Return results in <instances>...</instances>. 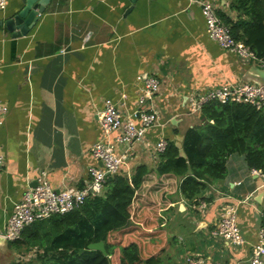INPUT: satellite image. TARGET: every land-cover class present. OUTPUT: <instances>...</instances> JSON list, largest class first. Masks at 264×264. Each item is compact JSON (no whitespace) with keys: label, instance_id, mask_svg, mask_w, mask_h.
I'll use <instances>...</instances> for the list:
<instances>
[{"label":"crops","instance_id":"crops-1","mask_svg":"<svg viewBox=\"0 0 264 264\" xmlns=\"http://www.w3.org/2000/svg\"><path fill=\"white\" fill-rule=\"evenodd\" d=\"M25 1L9 0L0 8V100L8 108L0 128V232L41 171L57 191L89 182V167L101 166L93 145L117 136L99 123L104 101L113 100L126 119L138 123V76L160 81V120L126 155L121 173L128 176L142 164L156 167L159 139L182 147L186 132L204 124L201 114L190 112L191 94L264 80L258 63L208 36L201 6L189 0H48L29 33L14 36L4 21ZM210 1L232 21L241 17L233 0ZM227 169L225 179L201 192L202 206L174 196L162 219L169 244L161 264H186L191 255L212 264H249L263 224L264 180L238 153L228 158ZM227 203L238 208L240 246L212 234Z\"/></svg>","mask_w":264,"mask_h":264},{"label":"trees","instance_id":"trees-1","mask_svg":"<svg viewBox=\"0 0 264 264\" xmlns=\"http://www.w3.org/2000/svg\"><path fill=\"white\" fill-rule=\"evenodd\" d=\"M232 7L241 16L236 22L220 12L219 17L264 61V0H233ZM201 118L204 124L186 132L182 147L168 142L154 169L142 164L130 176H109L102 196L28 225L7 246L37 249V260L28 264H161L169 244L162 219L174 196L198 205L203 190L225 179L235 153L250 169L264 172L263 112L247 102L212 100ZM101 241L108 255L88 247Z\"/></svg>","mask_w":264,"mask_h":264},{"label":"built area","instance_id":"built-area-1","mask_svg":"<svg viewBox=\"0 0 264 264\" xmlns=\"http://www.w3.org/2000/svg\"><path fill=\"white\" fill-rule=\"evenodd\" d=\"M189 1L201 6L207 34L213 41L239 57L258 63L264 69V61L258 59L248 45L234 37L230 26L219 17L215 5L210 0ZM8 3L9 0H0V8L5 9ZM138 82L142 84V93L138 98V108L133 115L138 118V123L133 118L126 119L113 100L104 101V108L98 115L99 123L106 133L116 132L117 136L115 142L98 141L93 145L91 154L101 166L89 167V182L81 189L64 188L57 191L48 180V172L41 171L36 185L27 189L21 199L14 204L13 212L7 219L3 231L0 232L1 236L7 241L19 239L28 225L53 215L71 212L84 205L87 200L105 193L108 177L121 173V167L127 160L126 155L129 153L130 156L133 152V145L144 143L147 132L159 124L160 115L155 111V97L160 90V81L156 77L141 75L138 76ZM212 100L221 103L247 102L264 114V85L251 82L226 84L193 93L188 97L190 112L201 114L203 106ZM7 112L8 108L0 100V128L4 124ZM168 142L165 138L159 139L155 144L154 154L160 156L166 150ZM118 146L125 147V150L119 152ZM4 164L5 157L0 144V171ZM253 173L260 175L264 180V172L253 169ZM237 211V205L224 204L221 208L220 222L212 234L215 238L240 246L244 243V239L237 222ZM260 216L263 224L258 230V242L253 246L249 264H264V211ZM186 264L212 263L204 257L191 255Z\"/></svg>","mask_w":264,"mask_h":264},{"label":"water","instance_id":"water-1","mask_svg":"<svg viewBox=\"0 0 264 264\" xmlns=\"http://www.w3.org/2000/svg\"><path fill=\"white\" fill-rule=\"evenodd\" d=\"M48 0H26L23 7L14 14L7 17L4 21L8 31H10L14 36L26 35L34 27L36 21L38 20L40 14L45 11V4ZM259 71H263L262 77H264V69L258 68ZM147 76V75H146ZM254 79L249 80L248 82L264 85L263 81H253ZM182 155L184 151L181 150ZM128 176V175H127ZM36 185V182H35ZM34 185V186H35ZM8 243V241L0 235V247ZM89 249L99 250L104 255H108L105 242H95L89 244Z\"/></svg>","mask_w":264,"mask_h":264},{"label":"rangeland","instance_id":"rangeland-1","mask_svg":"<svg viewBox=\"0 0 264 264\" xmlns=\"http://www.w3.org/2000/svg\"><path fill=\"white\" fill-rule=\"evenodd\" d=\"M37 249L29 252H19L7 246V243L0 247V264H28L30 261L37 260Z\"/></svg>","mask_w":264,"mask_h":264}]
</instances>
